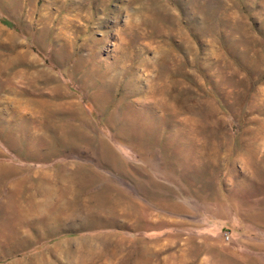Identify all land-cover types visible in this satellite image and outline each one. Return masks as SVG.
Masks as SVG:
<instances>
[{
  "label": "rangeland",
  "instance_id": "1",
  "mask_svg": "<svg viewBox=\"0 0 264 264\" xmlns=\"http://www.w3.org/2000/svg\"><path fill=\"white\" fill-rule=\"evenodd\" d=\"M0 264H264V0H0Z\"/></svg>",
  "mask_w": 264,
  "mask_h": 264
}]
</instances>
